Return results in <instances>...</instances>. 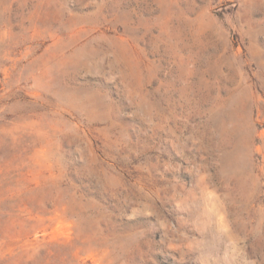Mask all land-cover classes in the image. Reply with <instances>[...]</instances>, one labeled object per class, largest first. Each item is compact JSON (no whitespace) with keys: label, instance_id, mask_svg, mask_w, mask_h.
Returning a JSON list of instances; mask_svg holds the SVG:
<instances>
[{"label":"rangeland","instance_id":"rangeland-1","mask_svg":"<svg viewBox=\"0 0 264 264\" xmlns=\"http://www.w3.org/2000/svg\"><path fill=\"white\" fill-rule=\"evenodd\" d=\"M0 264H264V0H0Z\"/></svg>","mask_w":264,"mask_h":264}]
</instances>
